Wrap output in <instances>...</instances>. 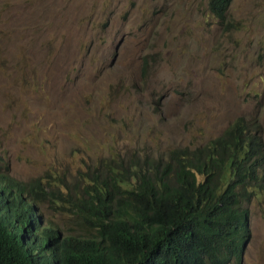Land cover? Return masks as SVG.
<instances>
[{
    "label": "rangeland",
    "instance_id": "rangeland-1",
    "mask_svg": "<svg viewBox=\"0 0 264 264\" xmlns=\"http://www.w3.org/2000/svg\"><path fill=\"white\" fill-rule=\"evenodd\" d=\"M0 0V173L27 182L165 158L236 118L264 140V0ZM242 264H264V195ZM79 228L78 225H75Z\"/></svg>",
    "mask_w": 264,
    "mask_h": 264
},
{
    "label": "trees",
    "instance_id": "trees-1",
    "mask_svg": "<svg viewBox=\"0 0 264 264\" xmlns=\"http://www.w3.org/2000/svg\"><path fill=\"white\" fill-rule=\"evenodd\" d=\"M231 1L207 0L217 25L232 26ZM99 166L73 185L62 175L28 183L1 175L0 264L243 263L248 205L264 195L258 122L238 117L203 146ZM42 203L55 217L79 219L81 235L43 220Z\"/></svg>",
    "mask_w": 264,
    "mask_h": 264
},
{
    "label": "clouds",
    "instance_id": "clouds-1",
    "mask_svg": "<svg viewBox=\"0 0 264 264\" xmlns=\"http://www.w3.org/2000/svg\"><path fill=\"white\" fill-rule=\"evenodd\" d=\"M88 170H91V169L88 168L85 171H83L82 173H85ZM1 175L4 178L7 177L5 174L0 173V188L5 184L3 182V180L1 179ZM8 178H10V177H8ZM51 178H52L51 175H46L44 177H39L36 179H39V180H42V182H45V181H49ZM18 182H21V181H18ZM28 182L29 181L22 182V183H28ZM40 209H41V214H42L43 220L46 221V219H52L54 226L57 227L58 229H60L62 231H68L73 235H81L82 227L80 225L79 219L76 222H71V220H67V218H65V217H59V216L55 217L54 211L48 207V203H42L40 205ZM69 219H72V216H69ZM75 225H78L79 228H76ZM248 226H249V224H248ZM245 247H246V242L244 243L243 252H244Z\"/></svg>",
    "mask_w": 264,
    "mask_h": 264
}]
</instances>
